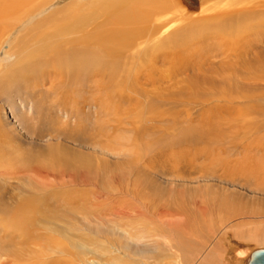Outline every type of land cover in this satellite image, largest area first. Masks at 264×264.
Wrapping results in <instances>:
<instances>
[{
	"label": "rangeland",
	"instance_id": "374dc122",
	"mask_svg": "<svg viewBox=\"0 0 264 264\" xmlns=\"http://www.w3.org/2000/svg\"><path fill=\"white\" fill-rule=\"evenodd\" d=\"M203 1L177 2V7L171 11V25L183 23L189 14L192 17L202 15ZM185 9L189 11L186 16L182 15ZM4 68L2 64L0 155L6 156L10 165L29 168L25 184L30 192L25 196L35 195L33 198H37L35 204L39 210L53 214L55 223L69 229L63 236L50 230L48 222L49 227L32 231L31 240L12 247L19 258L0 254V264H23L19 259L28 264L36 256H40L36 261L41 264H84L82 258H94L99 264H196L201 256L205 260L204 254L211 243L219 247V256H213L215 264H245L253 251L264 248L263 241L244 238L243 234L245 230H255L263 225L264 216L254 218L259 214L252 212L253 208L247 214L235 213L232 205L223 199L221 189L234 186L214 177L225 170L229 159H236L238 151L224 150L235 144L241 150L239 137L246 140L254 132L252 139L255 135L264 139V114L254 109L255 104L264 107V99L252 102L250 107L253 106L255 112L250 114L249 110L247 115L245 112L247 118L241 116L238 126H230L227 123L230 113L211 114L213 118H207L208 112L213 113L216 108V102L214 99L206 103L199 101L197 87L189 89L187 83L180 84L175 79L170 80L172 83L166 80L165 84L138 82L137 93L133 95L138 98V115L132 112L123 119V125H118L116 119L121 115L110 110L115 105L112 102L105 106L94 100L83 108L89 116L78 114L69 119L65 110L53 108L50 82L27 87L13 75L2 78ZM163 74L158 73L160 78ZM124 81L126 83L120 84L118 89L130 93L134 83L130 84L127 77ZM257 89L255 86L252 92H260ZM262 96L264 94L259 97ZM133 103L129 108L134 107ZM120 105L128 107L126 103ZM251 122L256 127L251 129ZM244 132L249 135L245 136ZM63 150L90 154L95 169L81 167ZM38 165L48 172L52 188L34 185L31 168ZM11 180L15 188L13 200H16L17 184L16 180ZM2 182L0 178V185L4 187ZM52 189L58 190L43 196ZM4 195L0 192V198L7 196ZM195 201L210 205L206 214L195 211ZM71 202L75 205H70ZM221 204L228 205V211L220 210ZM113 206L114 210L111 209ZM116 209L127 212L123 219L114 218L112 213ZM198 217L199 220L195 219ZM185 218L188 224H185ZM227 223L229 227L224 232L222 227ZM261 230L260 234L264 235ZM221 231L224 232L221 239L216 238ZM37 235H48L53 239H37ZM124 244L128 246L121 247L118 252V247ZM114 246L116 248H112Z\"/></svg>",
	"mask_w": 264,
	"mask_h": 264
},
{
	"label": "bare ground",
	"instance_id": "6f19581e",
	"mask_svg": "<svg viewBox=\"0 0 264 264\" xmlns=\"http://www.w3.org/2000/svg\"><path fill=\"white\" fill-rule=\"evenodd\" d=\"M177 2L181 3V0H0V66L5 65L2 78L13 75L20 84L27 87L50 82L53 108L65 110L69 119L78 114L89 116L83 108L94 100L105 106L112 102L115 105L110 110L121 115L120 119H116L118 125H123V119L132 112L138 115V98L133 96L137 93L135 87L138 82L165 84L166 80L169 83L175 79L177 83H187L189 89L197 87L198 93H195L202 103L215 100L216 108L213 113L208 112V119L216 113L221 115L226 112L230 113L227 123L238 126L237 122H241L245 112L246 115L250 112L252 114L253 106L250 107V104L264 99V96L259 97L264 94L260 93L264 92V0H205L202 3V15L189 16L185 9L182 15L187 16L183 23L172 26L171 11L177 7ZM189 70L193 73H187ZM158 73L164 77L160 78ZM124 76L129 78L130 84L134 83L130 93L118 89L120 84L126 83ZM255 86L259 88L257 92L260 90L256 94L252 92ZM199 89L205 90L201 92ZM121 103H126L128 107L119 106ZM132 103L134 107L129 108ZM254 109L264 114L263 106L255 104ZM251 124V129L256 127ZM253 133L249 135L244 132L245 136L249 135L246 140L238 138L242 142L241 150L236 144L224 150L238 151L236 159H229L224 166L225 170L214 177L234 186L221 189L223 199L232 205L235 213L241 211L240 214H247L253 208L252 212L259 214L254 218H263L264 139L260 135L252 139ZM63 151L87 170L95 166L90 154ZM5 157L0 155V178L5 183L4 187L0 185V192L7 195L0 198V254L19 258L12 247L33 238V230L47 228L50 222V230L65 236L69 227L58 225L53 220V214L39 210L35 204L37 198H33L35 195L30 198L25 196L30 192L25 184L29 168L10 165ZM31 169L34 185L49 189L53 187L44 167L38 165ZM11 179L16 180L17 184L16 200H13L15 188ZM56 190H47L43 196L51 195ZM70 205L75 204L71 202ZM194 205L197 208L195 211L203 215L210 207L196 201ZM222 205L218 206L220 210L228 211L230 208ZM114 207L111 209L114 210ZM117 209L112 215L115 219H123L127 212ZM195 219L199 220V217ZM187 220L185 218V224H188ZM228 227L229 224H225L223 231ZM260 230L264 234V224L255 230H245L244 238L264 242ZM223 231L215 235L216 238L221 239L219 237ZM36 238L53 239L48 235H37ZM126 246H119L117 251L121 252L120 248ZM207 249L205 260L201 256L196 264L216 263L213 256H219V247L211 243ZM39 257L31 258L28 264H41L36 261ZM82 259L84 264H99L94 258Z\"/></svg>",
	"mask_w": 264,
	"mask_h": 264
},
{
	"label": "water",
	"instance_id": "95a60500",
	"mask_svg": "<svg viewBox=\"0 0 264 264\" xmlns=\"http://www.w3.org/2000/svg\"><path fill=\"white\" fill-rule=\"evenodd\" d=\"M246 264H264V248L253 251Z\"/></svg>",
	"mask_w": 264,
	"mask_h": 264
}]
</instances>
